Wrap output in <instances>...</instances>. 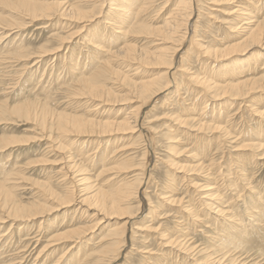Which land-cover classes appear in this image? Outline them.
Returning a JSON list of instances; mask_svg holds the SVG:
<instances>
[{"label": "rangeland", "instance_id": "rangeland-1", "mask_svg": "<svg viewBox=\"0 0 264 264\" xmlns=\"http://www.w3.org/2000/svg\"><path fill=\"white\" fill-rule=\"evenodd\" d=\"M48 1H63L68 5L80 3L81 7L87 6V8H90L89 5L91 4L87 0ZM122 1L119 0L117 3L121 4ZM137 1L139 4H137L136 10L145 7V11L141 13L142 16H137L134 21L139 19L150 27L162 26L164 20L177 13L179 9H187L188 15L192 18L190 17L189 27L187 26L186 29L189 36H194L193 39H197L195 40L199 43L198 47H200L201 52L195 46L191 53L186 55L190 40L186 41L185 46L177 56L178 66H184V72L182 73L180 68L170 72L169 79L173 75L172 77L176 82L171 85L172 88L163 91V95H160V97L165 98L174 90L177 91L176 94L172 96L167 105L160 103L154 109L150 108L151 105L143 109L140 114V123L137 124L138 126L136 125L137 127L133 132H127L126 134L120 131L110 136H98L99 138L96 135L93 137L73 135L67 141L61 137L60 133L51 124L42 132L41 126L33 123L32 120H28L30 121L28 122L24 118L14 115L11 110L17 105L31 101L40 108L45 106L48 110L51 109L56 112L65 111L78 116L91 117L94 114H99L100 111V114L103 115L105 111V117L109 114L114 119L119 115L116 119H120L126 113L131 112L138 104L109 105L100 108L95 103L88 102L85 98L82 99L81 104H77L76 99H73V96L70 95L72 91L68 90L77 87L74 83L76 75L80 77L83 71L86 72V75L91 74L98 63H106L107 57L112 55L109 50H112L111 53H113L125 43H130L139 51L168 46L169 44L162 43V37L145 33H130L128 37H124L122 33L116 34L110 27L104 25L105 18L101 17L99 27L95 31L90 30V32L95 37L93 42L100 44L102 49L97 50L87 44L84 47L88 48H83L82 40H80L83 33H80L76 39L68 43L67 46L70 49L68 48L59 54L60 59H54L51 63L52 57L50 56L41 65V70L37 76L41 77L42 72L46 70L42 83L43 88L47 89L42 87L40 89V85L37 88V80L40 78L35 80L34 74L22 77L24 75L16 71L24 68L22 63H18L21 65L17 64L14 69H3L4 66L3 68L0 66V139L12 137L24 140L10 147L4 153H0V182L11 174L10 172L13 174L18 172L21 177H16L14 183L16 198L25 204H36L40 201L45 204L48 203L53 210L42 219L44 224L41 228L36 225L25 229L24 225L18 226L20 223L16 224L13 221L5 220L7 223L4 222V224L0 221V236L2 237L7 231L10 234L5 237L6 242L3 241V237H0V243L2 244L0 247V264H3V258L5 257L9 256L8 260H14L15 256H21L23 253H26L24 261H22L23 264H113L114 262L115 264H198L205 261L208 254L212 255L215 261L220 260L216 264H264V219H260L259 222L253 221L258 225L255 230H251L253 222H250V219L255 218L252 211L253 207H257V204L260 209H254V211L260 212L259 210H263L264 212V146L258 147L259 143L264 144V119L258 118L260 113L252 114V110L264 111V93L254 95L255 98L261 96L263 99L253 98L250 104L254 108L248 110L243 106L240 108L241 105L238 104L229 106L227 102L229 97L223 99V101L217 100L214 97L217 94L215 91H205L203 90L204 87L196 85L194 81L190 80V77L195 76L196 79L211 78L212 81L221 84L220 86L223 88L220 89H229L230 87L225 84L231 81L230 78L233 76L259 77L260 83L264 82V78H262L264 74V50L259 49L260 52L252 54H230L228 57H220V54L219 57H213L205 52L206 50L221 52L226 46L237 42V36L243 35L247 22L246 20L243 22L240 20L242 19L240 18L242 13H238L237 9L245 7L244 10L246 11L244 12L250 13L249 18L254 17L251 22L264 20V0H236L238 3L235 0ZM108 7H106L107 10ZM4 8L8 9L0 3V17L7 15ZM134 16H136L135 10ZM244 17L247 18L248 16ZM64 18L59 20L56 17L50 23L42 21L30 24L18 30L19 33L16 32L18 34L13 38L7 37V40L4 39L10 43L6 45L7 47L5 44L0 45V63H3L4 58H11V60L15 58V47L18 46L15 44L19 43V45L25 47V50L34 54L49 44L52 40L51 33H54L53 31L64 36L81 32V23L79 24L70 16H64ZM186 29L183 28L180 35H183ZM220 58L224 59L220 60ZM2 59L4 60L2 61ZM109 59H111L112 64L115 63V67H117L116 64L125 63L120 58L109 57ZM237 63H240L241 67L236 65L235 75H231L229 70L235 68L234 65ZM52 68L53 72L51 71ZM144 70L155 74L161 69L149 68ZM122 72L125 71L122 70ZM133 77H136L134 72L131 73V78ZM59 78L60 80H58ZM242 79L245 80L246 78L243 77ZM108 81V85L114 88L113 91L121 93L120 95L129 88L127 86L129 83H120L112 76ZM67 85L70 87H67ZM87 104L92 108L89 109L86 106ZM207 104L208 106H206ZM97 108L99 109L97 110ZM192 108L195 111L191 110ZM89 110L94 112L89 113ZM238 113L239 115H237ZM204 116L210 118H203ZM180 120H186V123L182 124L185 127H180ZM200 122L201 124L207 122L211 125L221 126L223 131H229L233 136H228L226 132L222 134V131L219 132L216 129L201 128ZM227 123L231 124L232 129ZM224 136L227 142L222 139ZM234 136L239 139L236 140L233 138ZM115 157L120 158L119 161H122L120 166H116L118 162L114 159ZM73 170L78 171L75 173ZM82 177L88 179V186L82 187L79 185L77 181ZM220 177L225 178L221 179ZM131 179L132 183L140 189L137 195L132 197L131 202L129 201L130 204L128 203L129 214L131 213L129 217H132V220L125 227L127 231L125 236L122 233L120 237H117L119 240L117 241L121 243L116 251L109 250L114 244L111 229L117 227L119 223L128 222L127 219H119L102 212L99 213L100 216H97L94 210H89L87 206L78 205L75 202L67 206L68 208L64 205L60 207V201L55 197L56 200L54 198L49 199V201L46 200L47 197H50L49 188L57 196L59 195V198L64 197L65 199V197L68 198L69 194L68 186L74 187L75 197L82 199L87 197L88 193L95 194L99 190L115 194L114 191L119 185L127 181L130 182ZM171 184L175 185V191L169 187ZM43 185L48 186L47 189H44ZM206 185H211L210 187L219 185L215 188H219L216 189V191L219 190L216 195L222 199L220 205L215 204L211 208L208 207L211 201L206 198L208 193L202 195L205 191H202L201 188ZM234 186L235 189H238L233 192L235 190ZM230 188L232 189L230 190ZM83 189L88 191L86 192ZM94 191L97 192L94 193ZM166 193H170L169 196H172L171 198L177 200V202L165 203L162 197ZM235 193L238 195L236 196ZM260 197L261 199H259ZM228 200L229 202H227ZM0 202L3 203V199H0ZM218 205L221 208L223 207L222 209L225 208L226 211L223 213L231 217H228L230 221H226L223 215H218L212 211ZM184 207L186 208L184 209ZM187 211L189 212L187 213ZM0 215L2 216L1 212ZM197 215L200 217L197 220H201L199 223L193 224V220L198 218ZM182 224L184 225L181 226ZM221 225L226 229V233H232L233 237H230V239H236V241H231L233 244L243 245L222 248L219 243H221V237L223 238V235L226 234L225 232H219L223 229ZM233 225L235 226L234 229L229 231L230 226L233 227ZM142 226L147 230L138 231L137 228H142ZM75 228H80V231L86 229L87 232L85 231L81 236L75 235V238L73 236V239L70 238V240L63 239L61 241L55 238V234ZM242 232L246 234L241 236ZM166 238L178 240L180 244L185 245L184 247L193 249V252L191 251L187 255L184 250L179 249L181 247L168 246V243L164 242ZM238 238L239 240H237ZM41 250H43L42 253ZM4 251H6L7 256L2 254ZM194 260L196 263L193 262ZM12 262L15 263V261Z\"/></svg>", "mask_w": 264, "mask_h": 264}, {"label": "bare ground", "instance_id": "bare-ground-1", "mask_svg": "<svg viewBox=\"0 0 264 264\" xmlns=\"http://www.w3.org/2000/svg\"><path fill=\"white\" fill-rule=\"evenodd\" d=\"M87 1L89 3H91L89 5L90 8H87V6L86 7H81L80 6V3H73V4H69L68 5V3L63 2V1L51 2V1H48V0L47 1H44V0H0V3L3 4V5H5L6 8H8V9H5L4 8V12H6L7 15H4V16L0 17V45L1 46L3 44H5V46H6V45H8L10 43V42H6L4 39H6L7 37H9V38L12 37L13 38V36H16L19 33L18 30H20L21 28H23L25 26L27 27L30 24H35V23L42 22V21L44 23H50V22H52V20H54V18L56 19V17L59 18V20L65 19L64 16H70V17L74 18L79 24L80 23L82 24V26L80 27V31L81 32H78V33H75V34H69L68 36H64V35H62L60 33H55L56 31H53L54 33H51V36H52V40L50 41L51 43L49 42V44L47 46L45 45L44 48H41L39 50V52L34 53V54L31 53V52H29V51H27V50H25V47L22 46V45H19V43L18 44H15V45H18V46L15 47L16 48V56H15V58H12V60H11V58H8V59L7 58H4L5 60L2 59V61L3 60L4 61H3V63H0L1 68H3V66H4L3 69H9V68L14 69L17 66L18 63H22V65L24 67L22 69L23 71L22 70H19V69L16 70V71H18V73H21V75L23 74L24 76H22V77H25L27 75H33L34 74L35 75L34 76V79L35 80H37V79L40 78L39 80H37V88L40 85V89H42L43 88L42 80L44 79V77L46 75V70H44L42 72L41 77H38L37 74L41 70V65L43 64L44 60L46 58L50 57V56L52 57V60H50L51 63L54 61V59L55 60H57L58 58L60 59V55L59 54L62 51L67 50L69 48L67 46V45H69L68 43L71 40L76 39V37H78L80 35V33H83L80 36L81 37L80 40H82L81 42H82V47L83 48H88V47H84V45L87 44L88 46H91L94 49H97V50L102 49V47H100V44L93 42V39L95 37H94V34L92 35L91 32H90V30L93 29V31H95L99 27L98 25L100 23L99 20H100L101 17L102 18H105L104 19L105 21L103 22L104 25H106L107 27H110L111 30L114 33H116V34L122 33L124 37H128L130 33H133V34H135V33H139V34L145 33V34H148V35L149 34L156 35V36L162 37V43L169 44V45L168 46L161 47V48H155L154 50L144 49L142 51H139V50H136L134 48V46H131L130 43H125L118 50L113 51V53H111L112 50H109L110 51V54H112L109 57H114L116 59L117 58H120L126 64L125 63L116 64V66L118 67L117 68V67L114 66L115 63L113 62L114 64H112L111 59H109V57H107L108 60H106V63H98L97 67L91 72V74L86 75V72L83 71V72H81V75L82 76L80 75V77H79V75H76V79L74 80L75 81L74 83L76 84L77 87H75V88L73 87L74 90L73 89H71V90L69 89L68 91H72V93L70 95L73 96V99H76L77 104H81V101L84 98L87 99L88 102L95 103L96 106H98L100 108L101 107H105V106H109V105L119 106V105L130 104V103H137L138 104V106L135 105L136 107L133 110L131 109L132 110L131 112L126 113V115L124 117H121L120 119H116L119 115H117V117L115 116L116 118H114V119L109 114L107 115L108 117L107 116L105 117L104 116L105 111L103 112V115L100 114L101 111H100L99 114L97 113V114L92 115L93 116V117L91 116L92 118L90 116L89 117L88 116H80V115L78 116V115H75V114H72V113H68V112H65V111H63V112H56V111H52L51 109L48 110V108L45 107V106H43V107L40 108L39 106H37L36 104H34V102H31V101H28V102H26L24 104H21V105H17L14 108H12L11 111H12V113L14 115H16V116H18L20 118H24L26 121L32 120L33 123H36L38 126H41L42 132L46 129V127H48L51 124L53 126V128L56 129V131L60 133L61 137H63L66 140L67 139L69 140V137L70 136L73 137V135H76L77 137L78 136H83V135H86L88 137L89 136L93 137V136L96 135L98 137V136H110V135H113V133H119L120 131L122 133H126V134H127V132L128 133L131 132V131L133 132L135 130V128L138 126L137 124L140 123V114H141V111L143 109L149 107L150 105H151L150 108L151 109H154L160 103H162V105H167L171 101L172 96L174 94H176L177 91L174 90L173 92L169 93L165 98L160 97V95H163L162 94L163 91H165L166 89L170 88L171 85L172 84H175V82H176L174 80V78L172 77L173 75H171V77L169 79L170 72L173 71V70H175V69H178V68L182 69V73L184 72V66H182V65L178 66V62L179 61H177V56H178L180 50L185 46L186 41L188 39L190 40L189 46H188V48L186 50V55H189L191 53V51L195 48V46L198 47V45H199V43L196 41L197 39L196 38H195L196 40L193 39L194 36L193 37L192 36H189L188 30L186 29L187 26H188V24H189V22H190V19L192 18L190 15H188L187 9H179L177 13L172 14V16H170L169 18L165 19L164 20V24L162 26L150 27L149 25H146L147 23L145 24L143 21H140L139 19L136 20V21H134L137 18V16L141 15V13L143 11H145V7L139 8L138 11L136 10L137 4H139V3H137L138 2L137 0H123L121 4H118L117 3V2H119V0H87ZM142 1H144V0H142ZM150 1H152V0H150ZM167 1H169V0H167ZM145 3H146V1H145ZM145 5H147V4H145ZM107 6H109L108 7L109 8L108 10L106 9ZM181 6H183V5H181ZM197 9H198V7H197ZM244 9H245V7L244 8L237 9L239 11L238 13H242L240 15L241 16L240 18H242V19H240V20L242 22L244 20H246V22H247V24H246L247 27L245 28V30L243 32V35L240 34L239 36H237V38H236V40H238L237 42H234L233 44H230L229 46H226V48L224 50H221V52L220 51H214V52H212V51H209V50L208 51L207 50L205 51L204 49H202V50H204L206 53H208V55L213 56V57H219V54H220V57H228V55H230V54H239V55L240 54H244V53L245 54H252V53H258V52H260L259 49L260 50H264V20H258V21L256 20V21H252L251 22V19L252 18L254 19V17L252 16V18L251 17L249 18L250 13H248V12L245 13L244 11H246V10H244ZM134 10L136 11V16H134ZM172 13H173V11H172ZM244 16H248V17L245 18ZM243 17H244V19H243ZM192 21H193V19H192ZM51 24H53V23H51ZM43 28L45 29V27H43ZM183 28L186 29V32H184L183 35H180ZM237 30H238V28H237ZM16 32H18V33H16ZM74 42H77V41H74ZM13 43H15V42H13ZM13 43H12V45H13ZM20 44H22V43H20ZM199 48L200 47H198V49ZM10 49H11V47H10ZM199 50L201 52V49H199ZM261 52H263V51H261ZM88 53H89V51H88ZM212 59H214V58H212ZM221 59H224V58H220V60ZM18 65H21V64H18ZM236 65L238 67H241V64L240 63L235 64L234 65L235 68H232V69L229 70L231 75H235L234 74V71L237 68ZM149 68H155V69H161V70L158 73L151 74L149 71L144 70V69H149ZM122 70H124L125 72H122ZM51 71L52 72L54 71L53 68H52ZM132 72H134V74L136 76L135 78L134 77L131 78V73ZM176 74H178V73H176ZM110 76H112L113 79H116L120 83H124V82L125 83H129V84H127V86L129 88L122 95H120L121 93L120 94L119 93H116L115 91H113L114 88L113 87L111 88L108 85L109 84L108 83L109 82L108 80H110ZM195 77H190L191 78L190 80L194 81L196 83V85H199V86L204 87L203 90H205V91H209V92L215 91L217 94H215L214 97H216L217 100L223 101V99H226V98L229 97L228 100H227L229 106H235L236 104H238V105H241V106H239L240 108H242V106H243L244 108H246L248 110H252L254 107H253V105L250 104V101H252V99L256 97L254 95L257 94V93H264V82L261 84L260 83L261 80H259L260 79L259 77L258 78L248 77V76L246 77V76H243V75L241 77L233 76L232 78H230L231 81H229L228 83L225 84L226 86L230 87L229 89H220V88H223V87L220 86L221 84H217L215 81H212L211 78L210 79H196L197 77L196 78ZM209 77H211V76H209ZM243 77H245L246 79L245 80L242 79ZM171 78H173V79H171ZM198 78H199V76H198ZM200 78H201V76H200ZM262 78H264V74L262 75ZM58 80H60V78ZM55 81H57V80H55ZM55 81H54V83H56ZM192 84H194V83H192ZM58 85H60V84H58ZM194 86H195V84H194ZM67 87H70V86L67 85ZM43 89H47V88H43ZM121 89H125V88H121ZM48 90H46V91H48ZM199 99H200V97H199ZM255 99H263V98L261 96H259V97L255 98ZM86 106L89 109L92 108V106H88V104ZM206 106H208V104ZM194 108H195V106H194ZM98 109L99 108H97V110ZM191 110L195 111V109H193V108ZM90 112L93 113L94 111L93 110L92 111L89 110V113ZM252 112H253L252 114H254V113H260L259 114L260 116H258V118L264 119V111H261V110L256 109V110H252ZM237 115H239V113ZM205 117H208V116H204L203 118H205ZM97 118H99V119H97ZM208 118H210V117H208ZM185 121L186 120H182V121L180 120V122H179L180 127H185L184 125H182L183 123H186ZM28 122H30V121H28ZM230 125L228 124V126H230ZM200 126H201V128H204V129H207V130H209V129H212V130L216 129L219 132L222 131V134H223V132H226V131H223L222 130L223 127L217 126L215 124H212L211 125V124H208L207 122H204L203 124H201V122H200ZM230 128H231V126H230ZM228 129H229V127H228ZM200 131H202V130L200 129ZM261 132H262V130H261ZM226 133H227L228 136L231 137L232 134H230L229 131L226 132ZM37 135H39V134H37ZM227 135L225 134V136H227ZM260 135H261V133H260ZM225 136H224V138L222 137V139L225 140ZM228 136H227V138H228ZM233 138H235L236 140L239 139L236 136H234ZM21 141H24V140H20L18 138H12V137H6L4 139H0V153L1 154L4 153L7 149H9L10 147H13V146L17 145V143L18 142H21ZM76 142H78V141H76ZM65 143H67V142H65ZM81 146H82V144H81ZM263 146H264V144L262 145L261 143H259V146L258 147L261 148ZM52 147H53V145H52ZM62 148L63 147L61 146V149ZM130 149H132V148H130ZM85 152H87V151H85ZM125 158H123V159H125ZM114 159H116L117 162H118L116 166H120L121 163H122V161H119L120 158L118 159L117 157H115ZM202 160H201V163H202ZM211 164L213 165V163H211ZM66 165H68V164L66 163ZM63 166H65V165H63ZM128 166H130V165H128ZM135 170H137V169L135 168ZM77 171H74V172L76 173ZM10 173L11 174H9L8 176H6V178L3 179V180H1V182H0V199H3V203L0 202V212L2 214V216L0 215V221L2 223H4L5 220L6 221L7 220H10V221H13V223H16V224L17 223H20L18 226L24 225L23 227L25 229H28L29 227L30 228L31 227H35L36 225L41 228V226L44 224L43 223L44 221H42V219L45 218V215H47V214H49L50 212L53 211L51 205H48V203L45 204V203H43L41 201L39 203H36V204L35 203L25 204L23 202H20L16 198L17 196L14 193L15 192V189H16V186H15L14 183H15V180L17 179L16 177L19 178L21 176H20V174L18 172L17 173H14V174L12 172H10ZM66 176H68V174H66ZM217 176H219V175H217ZM225 177H223V178H225ZM223 178H221V179H223ZM59 179H61V178H59ZM134 180H135V178H134ZM214 181H216V180H214ZM224 181L226 182V180H224ZM61 182L63 183L62 180H61ZM77 182H79V185L82 186V187H84L85 185L88 186V184H89L88 183V179L86 177H82ZM132 182L133 181L131 179L130 182L127 181L124 184L119 185V187H117V189L114 191L115 194H110L109 192H106V191H103V190H99L98 192L97 191H94V193L97 192L95 194L88 193L87 194V197H84L82 199H79L77 196L75 197L76 194L74 195V193H75L74 187H69L68 186V188H69L68 189V193L69 194H68V198L65 197V199H64V197L63 198H59L58 197L59 195L57 196L56 193L49 188L48 191L50 192V197L49 198L47 197L46 200L49 201V199L51 200L52 198L55 197L58 201H60V204H59V205H61L60 207H62V205H64V207L66 206V208H68L67 206H70L72 203L75 202V203H78V205L87 206V208L89 210H94L95 211V214L97 216L99 215L100 212H102V213H104L106 215H111V216L117 217L119 219H127L128 222H124L123 224H120L119 223L117 225V227L111 229V234L113 235L112 240L114 241V244H113L112 247L109 248V250L112 249L113 251L114 250L116 251V250L119 249L118 248V245L121 243V242L120 243L118 242L119 240L117 239V237L118 236L120 237V235L122 233L125 236V234L127 233L125 227L128 226L131 223V220H132V217H129L131 215V213L129 214V205H128V203L130 204V202H131L130 200L132 199V197H134V196L137 195L138 190L140 189V187L134 185ZM218 183H219V181H218ZM74 184L76 185V183H74ZM215 184H216V182H215ZM67 185H70V184H67ZM51 186H52V184H51ZM174 186L175 185L171 184L169 187L172 190L175 191V187ZM208 186L206 185L205 187H201L202 188V191H205L204 193H202V195L208 193V195L206 196V198H208L211 201V204L210 203L209 204L207 203L208 204V207L211 208L215 204H219L220 205V201H222V199H220L221 197H219L218 195H216V194H218L216 192L217 191L219 192V190L216 191V189L218 187L215 188L216 186H219V185H216L214 187H210L211 186L210 185L209 188H207ZM47 187L44 186V189H47ZM62 187H63V185H62ZM220 187H221V185H220ZM86 189H88V188L86 187ZM141 189H142V187H141ZM231 189L232 188H230V190ZM234 189H235V186H234ZM236 189H238V188H236ZM236 189L233 190V192L236 191ZM243 189H244V187H243ZM252 189L254 190V188H252ZM168 190H169V188H168ZM87 191L88 190H86V192ZM64 192H66V191H64ZM198 193H199V191H198ZM169 194L170 193H166L162 197V200L165 203H170V204L171 203H174V202H177V200L172 199L171 198L172 196H169ZM238 194H239V192H238ZM235 195H236V193H235ZM203 198H205V197L203 196ZM222 198H223V196H222ZM259 199H261V197ZM231 200L233 201V199H231ZM227 202H229V200ZM254 202H255V200H254ZM230 204H232V203L230 202ZM255 204H256V202H255ZM219 205L216 206L215 208H213L212 211L215 212L218 215H223V217H224V219L226 221H230L228 219V217H230V216L224 214L225 213L224 211H226L225 208L222 209L223 207L221 208ZM170 206H174V205H170ZM232 206H234V205L232 204ZM224 207H226V206L224 205ZM53 208L55 209V207H53ZM185 208L186 207H184V209ZM218 208H220V209H218ZM253 208L255 210L256 209H260L259 206H258V204H257V207L255 206ZM254 209H253L252 213H253V215H254L255 218L252 219V220L250 219V222L251 221L252 222L253 221L254 222L255 221L257 222L258 221L259 222L262 219H264V212H263V210H259L260 212H255ZM144 210H145V208H144ZM55 211H57V210H55ZM177 211H178V208H177ZM227 211H230V210H227ZM86 212H89V211H86ZM156 212H157V210H156ZM156 212H154V213L156 214ZM188 212L189 211H187V213ZM149 214H151V213H149ZM255 214H257V215H255ZM194 215H196V214H194ZM84 217H85V215H84ZM196 217H198V215ZM249 217H250V215H249ZM199 218L200 217H198V218H196L194 220L192 219L193 220L192 223L193 224L199 223L200 220H201V219L200 220H197ZM254 222H253V226L251 227V230H253V229L255 230V227L258 226ZM5 223H7V222H5ZM183 225L184 224H182L181 226H183ZM221 226H222L223 229L222 230H219V232L220 233L221 232H225V234H226V235H223V238L221 237V243L218 242L222 248L225 249V248H227L229 246H233V247L234 246H237L238 247L240 245H243V244H233L231 241H236V239H230V237H233L232 233L231 232H229L230 234L226 233V229L224 228V226L223 225H221ZM234 227H235L234 225H233V227L230 226V228H229L230 230L229 231H231L232 229H234ZM10 228H11V226H10ZM24 228H22L23 231H25ZM180 228H182V227H180ZM80 230H81L80 228H75L73 230H66V231L57 233V235L55 234V238H57L58 240H61V241L63 239H66V240L69 239L70 240V238L73 239L72 238L73 236H74V238H75V235L81 236L86 231V229H83L82 231H80ZM137 230L138 231H144V230H147V229H144L143 226H142V228H139V229L137 228ZM158 233H160V232H158ZM245 234H246L245 232H242L241 236H244ZM9 235H10L9 234V231L5 232L3 234V236H2L3 237V241H5L6 240L5 237H8ZM179 235H180V233H179ZM162 236H164V235H162ZM162 238H164V237H162ZM218 240H220V239H218ZM237 240H239V238ZM3 241H2V243H3ZM30 241H31V239H30ZM164 242L168 243V246H175L177 248H179V247L183 248V249H181V248H179V249L180 250H184L185 253H187V255H189L191 253V251L193 252V249L191 250L189 248L184 247L185 245L184 244H180L178 240H173V239L170 240V239H167L166 238V239H164ZM1 245L2 244L0 243V247H1ZM54 247H52V248H54ZM48 249H50V248H48ZM27 251H29V250H27ZM42 251L43 250H41V253H42ZM184 251H180V252H184ZM13 252H14V250H13ZM2 254H5L6 255V251H4ZM28 254H29V252H28ZM64 254L66 255V253H64ZM146 254H147V252H146ZM22 255H21L22 257L21 256H15V259L14 260H8V257L9 256L8 257H5V258H3V264H6V263H8V264H23L22 261H24L23 259H24V256L26 255V253H23ZM37 258H38V256H37ZM188 258H189V256H188ZM18 259H19V261H18ZM103 259H105V258H103ZM12 261H15V263H13ZM16 261H18V262L16 263ZM219 261L220 260L215 261V258L212 257V255L208 254L205 261L199 262V263L197 262V263L198 264H216ZM84 262H82V263H84ZM193 262L196 263L195 260ZM99 264H102V263H99ZM113 264H115V262Z\"/></svg>", "mask_w": 264, "mask_h": 264}]
</instances>
